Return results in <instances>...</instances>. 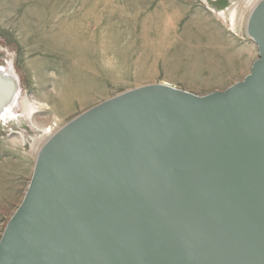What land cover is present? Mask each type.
I'll use <instances>...</instances> for the list:
<instances>
[{"label": "water", "instance_id": "obj_1", "mask_svg": "<svg viewBox=\"0 0 264 264\" xmlns=\"http://www.w3.org/2000/svg\"><path fill=\"white\" fill-rule=\"evenodd\" d=\"M246 34L259 59L228 89L143 86L60 128L0 264H264V0Z\"/></svg>", "mask_w": 264, "mask_h": 264}, {"label": "rangeland", "instance_id": "obj_2", "mask_svg": "<svg viewBox=\"0 0 264 264\" xmlns=\"http://www.w3.org/2000/svg\"><path fill=\"white\" fill-rule=\"evenodd\" d=\"M247 2L0 0V67L12 71L20 98L51 104L54 110L44 107L36 118L56 130L143 86L222 92L247 76L258 55L245 31ZM79 84L86 95L74 93ZM62 96L64 112L57 105ZM14 111V119H0V237L27 191L43 136L21 107Z\"/></svg>", "mask_w": 264, "mask_h": 264}, {"label": "bare ground", "instance_id": "obj_3", "mask_svg": "<svg viewBox=\"0 0 264 264\" xmlns=\"http://www.w3.org/2000/svg\"><path fill=\"white\" fill-rule=\"evenodd\" d=\"M262 1L263 0H248L247 4L250 7V13L248 15V18H247V21L245 24V31L247 30L248 20L251 16L252 12L258 6V4ZM221 14L223 16L225 15V13H221ZM229 16H230L232 23L234 24L236 22L235 12L234 11L230 12ZM257 53H258V55L248 65V74L247 75H249L251 73V68H252L254 62L257 59H259L258 50H257ZM15 80L16 79L13 77L12 71H8V70L0 67V119H5V118L6 119H14L15 118V113H14L15 111L14 110H15V107L17 106V107H21L22 113L26 115V119L29 121V123L31 125L39 128V129H42L43 136L38 141H36V145H35V149H34L35 157H36L34 169H33V173H34L37 155H38L39 150L58 130H56L53 125L42 126L41 124H39V122L37 121V118H36V114L40 113V111H42L44 107L48 108V109H53L51 104L45 103L42 105V104H38L37 102H35V101H33L27 97L20 98L18 95V86H17V83L15 82ZM14 82L16 84H14ZM13 84L16 86V88H14ZM164 84L171 86V84H169L167 82H164ZM74 88H75L74 93L76 94V96L86 95L87 88H84V86H80V84H79L78 86H76ZM86 97H88V96H86ZM57 105L59 106V108L61 109L60 111H62V112H64L67 109L66 107L68 104H67V99L65 98V96H62V98L58 100ZM18 135H19V137L17 138V141H19L20 143H23L24 142V136L22 134H18ZM28 187H29V185L27 186V190H28ZM26 192H25V195H26ZM25 195H24V197H25ZM24 197L22 198V202L24 200ZM6 225L4 227V230L6 228ZM4 230H3V232H4ZM3 232H2V235H3ZM2 235H1V237H2ZM1 237H0V240H1Z\"/></svg>", "mask_w": 264, "mask_h": 264}]
</instances>
